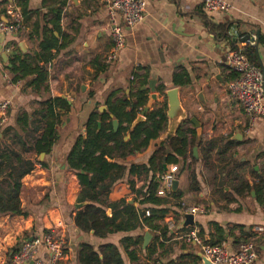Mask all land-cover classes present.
Segmentation results:
<instances>
[{
  "label": "crops",
  "instance_id": "crops-1",
  "mask_svg": "<svg viewBox=\"0 0 264 264\" xmlns=\"http://www.w3.org/2000/svg\"><path fill=\"white\" fill-rule=\"evenodd\" d=\"M144 1V20L135 28L125 30L123 50L116 62L106 66L104 59L111 47V37L103 0H0V21L6 22V2L16 4L21 12L23 5L27 10L26 16L22 12L21 31L9 35L0 31V104L8 103L6 110L0 111V145L2 140L10 143L11 134L6 130L16 127L19 114L26 113L31 120L32 115L42 110L41 103L48 99H62L68 105V109L57 106L54 110L55 114L62 115V124L51 150L42 158L35 152L23 155L36 161L34 170L22 179L20 203L26 215L0 216V264L8 262L13 250L25 239L44 232H51L55 239L64 241L66 264H78L77 249L83 244L95 251L106 244L115 245L123 264H203L200 247L187 244L185 237L196 232L204 243L211 244L218 238L217 228L223 231V242L230 251H236L243 241L253 242L257 254L254 264H264V235L252 232L255 227L264 229V206L257 203L252 193L226 207L223 203H214L199 162L194 168L200 192H190L188 173L182 168L183 158L168 144L175 136L176 124L170 125L168 120L157 140L125 162L127 167L148 166L154 151L162 146L165 153L161 165L165 162L166 170L148 175L126 172L108 197L109 202L124 200L136 212L151 208L141 205L142 197L136 192L146 190L149 181L155 178L159 183L157 194L165 198L172 193L171 187L166 191L159 176L168 172L170 166H177L176 192H181L182 197L169 199L170 204L164 207L168 214L163 226L168 233L164 235L142 227L101 239L92 231H79L74 225L75 214L86 203L77 204L81 188L77 176L66 164L68 153L77 137L84 135V126L92 112H106L119 124L108 107L124 120L123 116L137 109L142 99L147 102L150 81L155 82L156 93L163 88L160 99L168 90H178L184 117H194L201 123V142L217 137L238 142L234 158L248 163L256 173L264 171V116L253 123L251 133H245L250 121L238 102L229 96L227 84L234 75L224 65L229 50L239 45L244 49L253 48L264 80V0H223L232 7L225 14L207 13L202 0ZM253 36L255 45L251 46L247 41L253 40ZM52 38L57 48L64 47L50 50L53 58L46 65L48 92L37 93L27 87L32 76L13 82L11 62L28 57L33 59V67L45 66L40 57L34 56L40 53L39 44ZM183 71L190 80L186 87L174 83V75ZM159 105L163 104H156L149 111ZM191 155L194 157L193 148L187 151V164ZM169 158L177 163H167ZM195 207L202 213L194 215L192 223L186 225L185 216L191 215ZM145 234H149L150 240L143 248ZM125 238L140 242L128 250L134 251L135 261H130L120 246ZM39 256H44L42 251Z\"/></svg>",
  "mask_w": 264,
  "mask_h": 264
},
{
  "label": "trees",
  "instance_id": "trees-1",
  "mask_svg": "<svg viewBox=\"0 0 264 264\" xmlns=\"http://www.w3.org/2000/svg\"><path fill=\"white\" fill-rule=\"evenodd\" d=\"M23 6L22 12L26 16L27 10L25 5ZM55 44L53 38L39 44L40 53L35 54L34 57H40L45 66L35 64L33 67L32 58L26 57L22 61L15 58L9 69L14 76L12 81L17 83L32 76L27 87L37 93L48 92L49 74L46 65L53 58L50 50H60L64 47L57 48ZM244 54L252 65L257 66L253 48H245ZM233 75L232 80L236 78L234 73ZM174 83L181 87L189 85L187 73L183 71L175 74ZM162 90L163 88L159 90L160 93ZM143 100L137 109L133 108L131 113L123 116L124 120L118 117L111 107H108L114 117L119 119V127L116 131L108 113L92 112L84 126V135L77 137L66 157V164L77 176L81 188L77 204L86 203L74 217V225L81 232L92 231L95 237L101 239L142 227L164 235L168 233L163 226L168 214V210L164 207L170 204L169 199L180 200L181 192L168 193L165 198L159 197L157 194L159 183L152 178L146 190L136 192L142 197L141 205H150L151 208L136 212L133 206L124 200L109 202L108 199L113 186L126 172L146 175L149 172L154 174L163 172L161 158L165 148L162 146L154 151L148 166L127 167L125 164L130 156L145 151L150 142L157 140L167 126V107L163 104L149 111L145 115L146 121L130 130L131 123L142 112L143 105H146ZM41 105L42 110L32 115L31 120L26 113L19 114L16 118V127L6 130L8 135L11 134L10 143L7 144L2 140L3 144L0 145V216L26 215L20 203L22 179L34 170L36 161L26 159L23 155L30 152H35L37 156L46 155L58 140V128L62 124V115L55 114L54 110L57 106L68 109V105L62 99H48ZM124 123L126 126H123ZM184 124L188 125L184 126ZM126 136L128 140H125ZM29 138L32 142L28 140ZM168 144L178 156L183 158L182 168L188 173L190 192H200L194 168L196 162H199L205 172L204 183L209 189V197L214 203L220 202L226 207L253 192L257 203L264 206V171L256 173L248 163H241L234 158V150L239 145L238 142L227 141L223 137H217L205 143L198 142L195 129L188 119L181 123ZM192 148L198 149V156L194 158L191 155L190 163L187 164V151ZM172 162L177 163L174 158H169L167 163ZM177 207L181 208L180 205ZM145 212L149 213L148 217L145 216ZM216 231L218 238L215 242H211L212 245L224 241L223 231L220 228ZM45 233L47 232L42 235ZM139 244V241L131 238L120 241V246L123 247L130 261H135L136 256L134 251H128L129 248ZM18 249L19 247H16L13 250L12 256ZM76 259L78 264H123L118 247L112 244L103 245L97 251L88 245H80Z\"/></svg>",
  "mask_w": 264,
  "mask_h": 264
},
{
  "label": "built area",
  "instance_id": "built-area-1",
  "mask_svg": "<svg viewBox=\"0 0 264 264\" xmlns=\"http://www.w3.org/2000/svg\"><path fill=\"white\" fill-rule=\"evenodd\" d=\"M108 12L109 33L111 47L105 56L106 66L116 62L120 52L125 46L126 29L131 30L138 26L145 17L146 3L144 0H103ZM203 8L207 13H228L232 7L223 0H202ZM4 17L6 22L0 21V31L5 34H13L23 29V16L20 8L12 3L4 5ZM121 19L119 23L118 19ZM253 40L247 43L254 46ZM243 46H236L225 55L224 65L227 70L234 73L236 78L227 84L229 96L235 99L244 114L250 121L246 134L251 133L252 125L264 116V80L261 70L252 65L246 55ZM8 106L7 102L0 104V111L4 112ZM178 172L177 166H170L168 172L159 176L160 182L169 191L171 183L175 180L174 175ZM198 207L190 211L192 216L201 214ZM148 217L149 213L145 212ZM255 234H263L264 229L255 227ZM187 244L194 243L200 247L203 264H254L257 261L255 245L250 241L239 243L236 251H230L222 242L217 245L206 244L196 232L185 237ZM65 243L62 239H55L51 232L41 236H33L25 239L8 262L5 264H66L64 253ZM42 251V257L39 252Z\"/></svg>",
  "mask_w": 264,
  "mask_h": 264
},
{
  "label": "water",
  "instance_id": "water-1",
  "mask_svg": "<svg viewBox=\"0 0 264 264\" xmlns=\"http://www.w3.org/2000/svg\"><path fill=\"white\" fill-rule=\"evenodd\" d=\"M155 82L150 81L149 82V91L150 95L147 97V102L145 107L143 108L142 112L137 115L135 120L130 125V130H133L135 127H137L139 124L144 123L146 121L145 115L149 112V110L156 104H166L167 111L166 116L167 120L170 121V125L173 121H176L175 128L173 129L175 132L177 131L178 127L181 125L180 121L183 119L184 121L189 119L190 124L193 126L196 132V139L199 142L201 139L202 134V126L201 123L194 117L185 118L184 113L182 112L181 105L178 99V90L177 89H171L165 92L163 95V98L160 99V93L155 92L154 84ZM183 121V122H184ZM112 125L114 130L116 131L119 127V124L116 120L112 121ZM169 125V127H170ZM193 155L194 157H197V150L196 148H193ZM44 155H40L42 158ZM163 170H166V163H163ZM257 170V169H255ZM178 189V181L173 180L171 183V192L175 193ZM252 196H254V193L251 192ZM193 221L192 215H186L185 216V223L186 225L191 224ZM150 240L149 234H145L143 238V248H145Z\"/></svg>",
  "mask_w": 264,
  "mask_h": 264
},
{
  "label": "rangeland",
  "instance_id": "rangeland-1",
  "mask_svg": "<svg viewBox=\"0 0 264 264\" xmlns=\"http://www.w3.org/2000/svg\"><path fill=\"white\" fill-rule=\"evenodd\" d=\"M186 125H188V124H184V126H186ZM196 150H197V148H196ZM197 156H198V153H197Z\"/></svg>",
  "mask_w": 264,
  "mask_h": 264
},
{
  "label": "bare ground",
  "instance_id": "bare-ground-1",
  "mask_svg": "<svg viewBox=\"0 0 264 264\" xmlns=\"http://www.w3.org/2000/svg\"><path fill=\"white\" fill-rule=\"evenodd\" d=\"M173 122H175V123H176V121H173Z\"/></svg>",
  "mask_w": 264,
  "mask_h": 264
}]
</instances>
